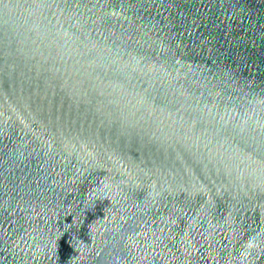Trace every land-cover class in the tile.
<instances>
[{
    "label": "water",
    "instance_id": "1",
    "mask_svg": "<svg viewBox=\"0 0 264 264\" xmlns=\"http://www.w3.org/2000/svg\"><path fill=\"white\" fill-rule=\"evenodd\" d=\"M0 264H264V0H0Z\"/></svg>",
    "mask_w": 264,
    "mask_h": 264
}]
</instances>
